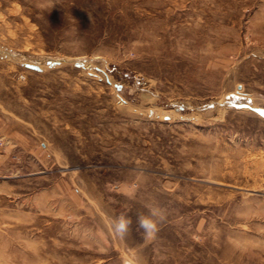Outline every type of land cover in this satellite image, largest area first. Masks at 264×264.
<instances>
[{
	"label": "rangeland",
	"instance_id": "rangeland-1",
	"mask_svg": "<svg viewBox=\"0 0 264 264\" xmlns=\"http://www.w3.org/2000/svg\"><path fill=\"white\" fill-rule=\"evenodd\" d=\"M262 109L264 0H0V264H264Z\"/></svg>",
	"mask_w": 264,
	"mask_h": 264
},
{
	"label": "clouds",
	"instance_id": "clouds-1",
	"mask_svg": "<svg viewBox=\"0 0 264 264\" xmlns=\"http://www.w3.org/2000/svg\"><path fill=\"white\" fill-rule=\"evenodd\" d=\"M164 220V214L159 207L150 206L147 215H139L137 217L138 228L141 229L146 239H152L159 231L158 221ZM131 225V220L125 215H120L114 221V230L124 236Z\"/></svg>",
	"mask_w": 264,
	"mask_h": 264
},
{
	"label": "water",
	"instance_id": "water-1",
	"mask_svg": "<svg viewBox=\"0 0 264 264\" xmlns=\"http://www.w3.org/2000/svg\"><path fill=\"white\" fill-rule=\"evenodd\" d=\"M57 61H53V60H47V63L50 64V65H54ZM28 67H31V68H35V69H40V66L39 65H36V64H31V63H27L26 64ZM76 65H81L83 66L84 64L83 63H76ZM107 81L108 82H111V80L109 79V77L107 76ZM260 113L264 114V110H258Z\"/></svg>",
	"mask_w": 264,
	"mask_h": 264
},
{
	"label": "bare ground",
	"instance_id": "bare-ground-1",
	"mask_svg": "<svg viewBox=\"0 0 264 264\" xmlns=\"http://www.w3.org/2000/svg\"><path fill=\"white\" fill-rule=\"evenodd\" d=\"M39 63V62H38Z\"/></svg>",
	"mask_w": 264,
	"mask_h": 264
}]
</instances>
